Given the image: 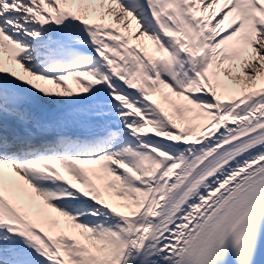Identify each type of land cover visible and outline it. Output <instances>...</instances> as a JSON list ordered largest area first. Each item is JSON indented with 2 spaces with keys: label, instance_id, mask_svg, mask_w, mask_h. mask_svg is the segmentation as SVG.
I'll return each instance as SVG.
<instances>
[{
  "label": "snow or ice",
  "instance_id": "1",
  "mask_svg": "<svg viewBox=\"0 0 264 264\" xmlns=\"http://www.w3.org/2000/svg\"><path fill=\"white\" fill-rule=\"evenodd\" d=\"M0 264H264V0H0Z\"/></svg>",
  "mask_w": 264,
  "mask_h": 264
}]
</instances>
